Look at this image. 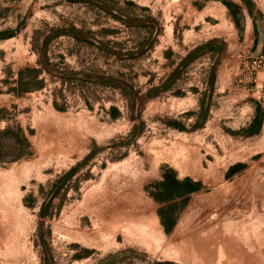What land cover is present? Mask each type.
I'll use <instances>...</instances> for the list:
<instances>
[{
	"label": "rangeland",
	"instance_id": "1",
	"mask_svg": "<svg viewBox=\"0 0 264 264\" xmlns=\"http://www.w3.org/2000/svg\"><path fill=\"white\" fill-rule=\"evenodd\" d=\"M238 3L0 0V264H264V0Z\"/></svg>",
	"mask_w": 264,
	"mask_h": 264
},
{
	"label": "built area",
	"instance_id": "2",
	"mask_svg": "<svg viewBox=\"0 0 264 264\" xmlns=\"http://www.w3.org/2000/svg\"><path fill=\"white\" fill-rule=\"evenodd\" d=\"M252 57L254 58L252 64H249L251 71L254 70L253 74L245 76L241 81L250 85L248 89L253 95H258V98L264 100V33L261 35Z\"/></svg>",
	"mask_w": 264,
	"mask_h": 264
},
{
	"label": "crops",
	"instance_id": "3",
	"mask_svg": "<svg viewBox=\"0 0 264 264\" xmlns=\"http://www.w3.org/2000/svg\"><path fill=\"white\" fill-rule=\"evenodd\" d=\"M238 1L239 0H210V2L214 3L212 7L215 6L216 9H219V11L216 12L217 15L224 16L223 13L226 12L233 18V21H234V16H235L234 8L236 7L237 11L241 9ZM239 43H240L239 40H231L230 46L232 45L237 46ZM231 99L234 100V97H232Z\"/></svg>",
	"mask_w": 264,
	"mask_h": 264
},
{
	"label": "trees",
	"instance_id": "4",
	"mask_svg": "<svg viewBox=\"0 0 264 264\" xmlns=\"http://www.w3.org/2000/svg\"><path fill=\"white\" fill-rule=\"evenodd\" d=\"M171 184L173 186H176V192L178 194H183V193H189L192 191V184H191V180L189 179H185V180H178V179H174V178H170L167 177L166 181L162 184L163 188H167L168 184Z\"/></svg>",
	"mask_w": 264,
	"mask_h": 264
}]
</instances>
